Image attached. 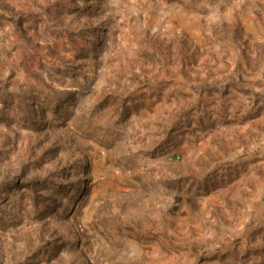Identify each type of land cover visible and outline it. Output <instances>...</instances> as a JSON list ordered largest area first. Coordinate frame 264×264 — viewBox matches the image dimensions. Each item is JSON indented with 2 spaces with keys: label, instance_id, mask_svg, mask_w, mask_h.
<instances>
[{
  "label": "rangeland",
  "instance_id": "1",
  "mask_svg": "<svg viewBox=\"0 0 264 264\" xmlns=\"http://www.w3.org/2000/svg\"><path fill=\"white\" fill-rule=\"evenodd\" d=\"M0 264H264V0H0Z\"/></svg>",
  "mask_w": 264,
  "mask_h": 264
}]
</instances>
